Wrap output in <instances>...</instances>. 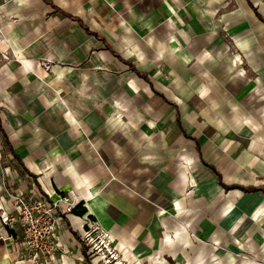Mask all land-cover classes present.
Returning a JSON list of instances; mask_svg holds the SVG:
<instances>
[{
	"label": "crops",
	"instance_id": "0c3cea01",
	"mask_svg": "<svg viewBox=\"0 0 264 264\" xmlns=\"http://www.w3.org/2000/svg\"><path fill=\"white\" fill-rule=\"evenodd\" d=\"M209 2L0 0V136L18 166L0 153V210L2 181L85 209L63 214L52 264H102L89 222L113 264H264V24L247 0L202 27L185 5ZM0 264H30L1 222Z\"/></svg>",
	"mask_w": 264,
	"mask_h": 264
},
{
	"label": "built area",
	"instance_id": "2783aa9c",
	"mask_svg": "<svg viewBox=\"0 0 264 264\" xmlns=\"http://www.w3.org/2000/svg\"><path fill=\"white\" fill-rule=\"evenodd\" d=\"M1 191V198L11 205L8 213L0 210L2 227L15 232V237L20 239L21 254L30 264H52L51 260L59 250L56 234L63 225L62 216L73 208L69 197L59 195L51 200L33 191H13L3 181ZM109 241L106 235L96 239V255L106 252L111 260H115L116 254ZM91 242V238L86 239L88 251L92 249Z\"/></svg>",
	"mask_w": 264,
	"mask_h": 264
},
{
	"label": "rangeland",
	"instance_id": "374dc122",
	"mask_svg": "<svg viewBox=\"0 0 264 264\" xmlns=\"http://www.w3.org/2000/svg\"><path fill=\"white\" fill-rule=\"evenodd\" d=\"M210 1L211 2H209L208 4L198 3L193 5L192 4L185 5L190 15L193 11L194 15H196L197 13V15L201 16V23L203 24L202 27L205 28H211L214 26V23H216L215 25L216 28L219 27L220 29L223 30L225 26L223 24L222 19L225 15H241V13L243 12L242 8L244 9V12H246V14L248 13V11L245 10L247 6L246 5L247 0H210ZM248 1L250 5L253 6V10H254L252 14L250 13L249 17H251L259 25H261V23L264 24V0H248ZM205 15H213V17L207 19L204 17ZM225 35L226 34H224V38ZM224 43L228 45L232 53L234 54L238 53L234 46V42L232 40L224 39ZM260 44H264V39H261ZM248 70L250 71V69ZM3 143L4 142L1 140V136H0V153L2 154L1 162L2 164L10 166L11 170L16 172V168L18 170V166L16 165V163L12 164V159L9 158L8 155H4V152H7V150L5 149ZM105 235L109 237V234L100 227H98L96 223L89 222V227L82 234V240H83L82 242L88 253L87 257L93 259L96 256H101L102 264H113L112 260L110 259V257L106 252L103 255H96L97 246L95 241L96 239H99ZM85 238L86 239L91 238L93 240V242H91L90 244V246H92V249L90 251H88L89 245L86 243ZM115 259H117V255L115 256Z\"/></svg>",
	"mask_w": 264,
	"mask_h": 264
},
{
	"label": "trees",
	"instance_id": "16d2710c",
	"mask_svg": "<svg viewBox=\"0 0 264 264\" xmlns=\"http://www.w3.org/2000/svg\"><path fill=\"white\" fill-rule=\"evenodd\" d=\"M0 132H2V131H1V128H0ZM3 136H4V135H3ZM4 141H5V144L8 145L5 137H4ZM70 213H72V214H74V215H77V216H83V215L85 214V209L82 208L81 203H79V204H77L76 206H74V207L71 209Z\"/></svg>",
	"mask_w": 264,
	"mask_h": 264
}]
</instances>
